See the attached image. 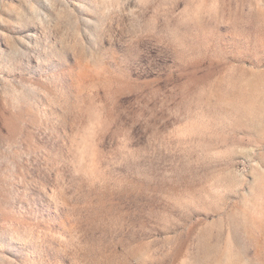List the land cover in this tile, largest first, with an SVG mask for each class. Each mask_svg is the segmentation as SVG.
<instances>
[{
    "label": "rangeland",
    "instance_id": "374dc122",
    "mask_svg": "<svg viewBox=\"0 0 264 264\" xmlns=\"http://www.w3.org/2000/svg\"><path fill=\"white\" fill-rule=\"evenodd\" d=\"M0 264H264V0H0Z\"/></svg>",
    "mask_w": 264,
    "mask_h": 264
}]
</instances>
